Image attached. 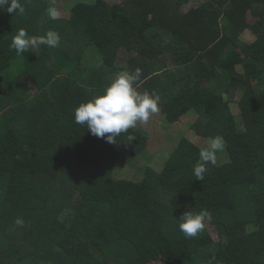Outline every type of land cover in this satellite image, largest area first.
<instances>
[{
	"label": "trees",
	"instance_id": "16d2710c",
	"mask_svg": "<svg viewBox=\"0 0 264 264\" xmlns=\"http://www.w3.org/2000/svg\"><path fill=\"white\" fill-rule=\"evenodd\" d=\"M189 2L94 0L55 20L47 0L0 10V264H264V0ZM19 29L54 30L60 44L18 55ZM137 68L138 90L161 97L156 114L194 112L191 130L221 136L227 163L197 180L201 148L181 138L160 171L114 176L121 151L147 138L130 128L110 144L74 111ZM201 209L212 219L188 238L177 222Z\"/></svg>",
	"mask_w": 264,
	"mask_h": 264
},
{
	"label": "clouds",
	"instance_id": "9594fccd",
	"mask_svg": "<svg viewBox=\"0 0 264 264\" xmlns=\"http://www.w3.org/2000/svg\"><path fill=\"white\" fill-rule=\"evenodd\" d=\"M0 10L8 13L25 11L21 0H0ZM47 14L55 20L59 12L49 8ZM60 35L54 30H49L45 35H29L25 29H19L12 38L10 47L15 49L18 55H22L30 48L40 45L58 47ZM142 70L135 69L134 74L128 71L116 73L112 82L107 86L102 95L96 96L86 103H81L74 111V119L77 124L86 125L87 130L96 137L104 138L110 144H115L122 133L134 128L137 122L146 123L150 117L159 112L158 105L161 97L155 92H141L136 86ZM134 139V137H129ZM225 141L219 135L209 138L208 146L199 151V159L194 165L193 171L197 180L202 181L209 163H216V154L223 151ZM212 214L206 209L200 211H185L178 223L179 230L188 238H195L205 228V221H210ZM15 224L24 225V220L17 218Z\"/></svg>",
	"mask_w": 264,
	"mask_h": 264
},
{
	"label": "rangeland",
	"instance_id": "374dc122",
	"mask_svg": "<svg viewBox=\"0 0 264 264\" xmlns=\"http://www.w3.org/2000/svg\"><path fill=\"white\" fill-rule=\"evenodd\" d=\"M47 1L50 4V8L54 7L59 12V17L57 19L68 18L70 8L76 3L82 2L90 4L94 2V0ZM203 1L204 0H190L189 6L195 7ZM108 2L123 4V0H108ZM241 40L246 43H251L255 40V37L249 31H245L241 35ZM90 48L87 50L88 52L85 53L84 59L86 58V63L92 61L98 66L101 59L98 56L97 51ZM230 107L234 115L239 114V108L236 103H231ZM194 114V112L188 113L179 122L174 124L166 122L163 117H159L156 113L153 114L146 123L137 122V125L131 129H134L147 138L146 148L137 153L136 151L128 148L123 149L121 151L122 157L117 164L118 169L115 170L114 176L118 179L130 180L134 173V177L140 179L145 166L151 167L156 171H160L181 138L188 139L201 149L207 147L209 138H201L195 135L194 131L191 130V125L194 124L196 120V114ZM228 161L229 159L226 148L216 154L217 165H222ZM207 228L214 241H220L223 239L222 236L216 233L215 230L208 224Z\"/></svg>",
	"mask_w": 264,
	"mask_h": 264
}]
</instances>
